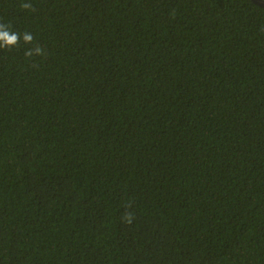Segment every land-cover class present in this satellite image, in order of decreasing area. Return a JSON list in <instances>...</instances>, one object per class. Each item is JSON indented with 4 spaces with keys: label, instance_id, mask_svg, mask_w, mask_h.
<instances>
[{
    "label": "trees",
    "instance_id": "16d2710c",
    "mask_svg": "<svg viewBox=\"0 0 264 264\" xmlns=\"http://www.w3.org/2000/svg\"><path fill=\"white\" fill-rule=\"evenodd\" d=\"M0 23L34 37L0 48V264H264V6L0 0Z\"/></svg>",
    "mask_w": 264,
    "mask_h": 264
},
{
    "label": "clouds",
    "instance_id": "9594fccd",
    "mask_svg": "<svg viewBox=\"0 0 264 264\" xmlns=\"http://www.w3.org/2000/svg\"><path fill=\"white\" fill-rule=\"evenodd\" d=\"M21 8L22 9H33V6L30 3H22L21 4ZM23 38V41L26 44H31L33 42V35L30 32H25L23 34L11 31L8 25H5L3 23H0V48H12L14 46H16L19 41L20 38ZM33 54L36 55H42L44 54V50L37 45L34 49H27L25 52L26 56L31 57ZM127 222L131 223V214H127L126 216Z\"/></svg>",
    "mask_w": 264,
    "mask_h": 264
},
{
    "label": "water",
    "instance_id": "95a60500",
    "mask_svg": "<svg viewBox=\"0 0 264 264\" xmlns=\"http://www.w3.org/2000/svg\"><path fill=\"white\" fill-rule=\"evenodd\" d=\"M252 1L260 6H264V0H252Z\"/></svg>",
    "mask_w": 264,
    "mask_h": 264
}]
</instances>
